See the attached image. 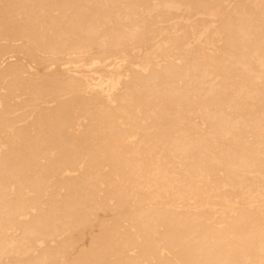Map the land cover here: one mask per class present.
Wrapping results in <instances>:
<instances>
[{
    "label": "bare ground",
    "instance_id": "bare-ground-1",
    "mask_svg": "<svg viewBox=\"0 0 264 264\" xmlns=\"http://www.w3.org/2000/svg\"><path fill=\"white\" fill-rule=\"evenodd\" d=\"M0 264H264V0H0Z\"/></svg>",
    "mask_w": 264,
    "mask_h": 264
},
{
    "label": "rangeland",
    "instance_id": "rangeland-1",
    "mask_svg": "<svg viewBox=\"0 0 264 264\" xmlns=\"http://www.w3.org/2000/svg\"><path fill=\"white\" fill-rule=\"evenodd\" d=\"M193 18V17H192ZM107 217H110V215L109 216H107ZM86 230V229H85ZM94 231H95V229H93Z\"/></svg>",
    "mask_w": 264,
    "mask_h": 264
}]
</instances>
